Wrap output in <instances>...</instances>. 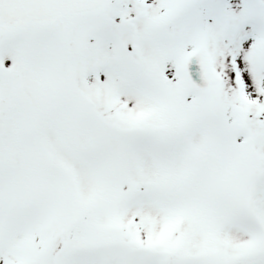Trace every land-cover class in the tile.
<instances>
[{
  "label": "snow or ice",
  "instance_id": "1",
  "mask_svg": "<svg viewBox=\"0 0 264 264\" xmlns=\"http://www.w3.org/2000/svg\"><path fill=\"white\" fill-rule=\"evenodd\" d=\"M0 264H264V0H0Z\"/></svg>",
  "mask_w": 264,
  "mask_h": 264
}]
</instances>
